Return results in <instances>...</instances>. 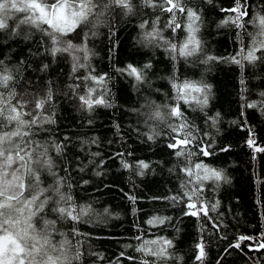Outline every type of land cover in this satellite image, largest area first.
<instances>
[{"label": "snow or ice", "instance_id": "obj_1", "mask_svg": "<svg viewBox=\"0 0 264 264\" xmlns=\"http://www.w3.org/2000/svg\"><path fill=\"white\" fill-rule=\"evenodd\" d=\"M207 3L211 4L212 0ZM251 8L249 0H234L233 6L221 8L225 18L218 25L238 30V49L226 59L240 67L242 76L247 67H264V7L250 13ZM165 15L167 19H163ZM137 16L141 17L137 26L138 43L143 47L163 48L173 62H188L204 55L203 41L198 35L203 19L194 0H0V36L5 40L34 41L38 51L43 48L54 58L57 54H68L72 71L77 73L69 86L71 93L79 110L91 114L97 108L113 107V103L108 87L110 77L107 73H96L91 67L94 53L88 41L99 34L100 28H107L109 35H114L113 21L117 17ZM248 25H252L254 31H248ZM165 31H170V38L165 37ZM179 33L184 34L182 38ZM73 34L80 43L72 42ZM216 59L225 58L205 56L201 62ZM151 68V62H147L142 68L128 64L116 71L132 77L137 86L151 87L147 77ZM13 71L0 59V264H85L89 255L103 259L98 253L88 252L84 241L89 237L77 227L97 213L91 203H79L73 195L69 167L63 166L68 137L57 141L48 135L47 126L55 123L54 113L47 112L53 102L52 93L41 96L17 93ZM168 79L174 95L166 94L164 103L145 97V103L134 111L141 117L138 124L142 123L146 130L142 132L138 126L135 131L147 141H155L162 134L168 137L166 146L173 151L176 168L183 174L181 191L168 199L182 204L184 215L202 219L219 233L224 225L210 215L219 201L207 200L206 182L219 186L221 181L228 182V178L222 169L199 159L214 155V150L211 141H204L199 128L186 115L188 109L204 112L209 103L210 85L202 80H181L176 75ZM240 83L247 90L243 78ZM259 97L258 102L244 98L243 107L264 110V91ZM205 115V123L211 121V126L215 127L220 113ZM87 123L92 124V119H87ZM240 126L249 133L246 146L254 154L264 153V146L258 144L254 130L246 121ZM116 128L119 130V125ZM41 133L45 134L43 138ZM230 148L225 146L220 151L227 152ZM131 155L127 153L128 157ZM99 156L98 152L92 153L93 158ZM115 156L123 169L137 175L143 176L150 168L142 159L129 161L123 152ZM193 157L198 159L194 161ZM89 162L94 167L105 163L103 159L98 165L95 159ZM96 175L101 173L97 171ZM129 199L135 202V197L129 196ZM170 220L171 217L154 216L147 224L156 227ZM220 238L227 239L226 236ZM136 239L139 243L135 251L141 254L140 264H180L183 260L175 252L173 240L167 237L137 236ZM245 241L251 242L247 245L249 249H264V232L259 237L240 235L229 241L223 251H242ZM193 254L196 264H205L208 253L203 236L194 245ZM128 259L134 260L133 257ZM217 264H222V260L218 259Z\"/></svg>", "mask_w": 264, "mask_h": 264}, {"label": "trees", "instance_id": "obj_2", "mask_svg": "<svg viewBox=\"0 0 264 264\" xmlns=\"http://www.w3.org/2000/svg\"><path fill=\"white\" fill-rule=\"evenodd\" d=\"M233 2L212 0L209 4L207 0H194L203 19L198 35L203 41L204 55L188 62H173L163 48L140 45L139 16L117 17L113 21L112 36L107 28H100L99 34L88 41V47L94 53L90 64L96 73H107L110 77L108 87L113 107L97 108L91 114L79 110L71 93L69 86L74 83L73 77L77 73L72 71L68 54H57L54 58L43 48L38 51L34 41L5 40L0 36V59L14 70L15 91L36 96L52 93L53 102L47 112L54 113L55 123L47 126L48 135L57 141L68 137L63 166L69 167L73 195L79 203H91L96 209V215L77 227L89 237L84 241L88 252L98 253L103 259L89 255L85 264H140L141 254L135 251L139 243L137 236L145 239L164 236L173 240L175 252L183 257L180 264H196L193 248L201 236L207 245L205 264H217L218 259L222 264H264V249H249L247 245L251 242L248 241L242 243V251H223L229 241L240 235L259 237L264 232V183H261L264 181V153L254 154L246 146L249 133L240 126L246 121L254 130L258 144L264 146V110L243 107L244 98L248 102L260 100L259 93L264 91V67H247L242 76L240 67L226 59L238 49V30L218 25L225 18L221 8H229ZM249 2L252 4L250 13L264 7V0ZM163 19H167V15ZM247 27L248 31H254L252 25ZM164 35L171 37L170 31H165ZM183 35L178 34L180 38ZM71 38L73 43H80L74 34ZM205 56L225 59L202 63ZM147 62L152 64L147 72L151 87L137 86L132 77L116 71L128 64L142 68ZM45 64L47 68H43ZM173 75L181 80H202L210 85L209 103L204 112L188 109L186 115L199 128L204 141H211L214 150V155L199 159L213 168L222 169L228 178V182L221 181L219 186L206 182L207 200L210 203L219 201L217 209L210 213L224 225L219 233L202 219L184 215L183 205L168 199L181 191L180 180L183 178L176 168L177 158L166 146L168 137L162 134L155 141H147L135 131L138 126L142 132L146 129L142 123L138 124L141 117L134 109L141 108L145 97L164 103L166 94L174 95L168 79ZM242 78L247 90L240 83ZM216 113H220V119L215 127L211 126V121L205 123V114L215 116ZM87 119H92L93 123L89 125ZM204 133L208 135L204 136ZM44 136L41 133V138ZM93 140L96 143H92ZM225 146H231L230 150L220 151ZM97 152L100 156L93 158L92 153ZM117 152L125 153L129 161L142 159L150 164V168L143 176L125 170L115 156ZM129 152L130 157L127 156ZM92 159L97 165L101 159L105 163L102 167H94L89 162ZM197 159L193 157L194 161ZM97 171L101 175H96ZM85 180L87 184L83 183ZM129 196L135 197V202ZM154 216L171 217V220L153 227L147 221ZM221 236L227 239H221Z\"/></svg>", "mask_w": 264, "mask_h": 264}, {"label": "water", "instance_id": "obj_3", "mask_svg": "<svg viewBox=\"0 0 264 264\" xmlns=\"http://www.w3.org/2000/svg\"><path fill=\"white\" fill-rule=\"evenodd\" d=\"M259 250V249H258Z\"/></svg>", "mask_w": 264, "mask_h": 264}]
</instances>
